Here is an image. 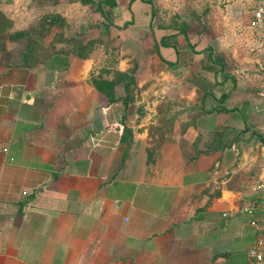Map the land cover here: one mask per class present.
<instances>
[{"label":"crops","instance_id":"0c3cea01","mask_svg":"<svg viewBox=\"0 0 264 264\" xmlns=\"http://www.w3.org/2000/svg\"><path fill=\"white\" fill-rule=\"evenodd\" d=\"M199 1L215 31L199 41L152 0H129L121 30L31 23L1 2L0 264H248L257 229L241 208L264 177L254 0ZM94 30L120 35L131 65L97 58Z\"/></svg>","mask_w":264,"mask_h":264},{"label":"rangeland","instance_id":"374dc122","mask_svg":"<svg viewBox=\"0 0 264 264\" xmlns=\"http://www.w3.org/2000/svg\"><path fill=\"white\" fill-rule=\"evenodd\" d=\"M11 2L7 3L6 0L1 1L2 3L7 4L8 6H10V11L11 13H17L18 16L19 14L22 15L23 12H28L31 14L32 16V22L31 23H36L37 18L40 16L39 14L44 13V15H49V14H53L56 13V15H60L59 13H65V15L68 17V21H69V28H75V27H79L82 29H85L86 27H90V28H94L95 30L104 28L103 24L107 23L108 20H101L99 19L100 17V11L96 8L97 6V0H78V1H71V0H58L60 1L59 5H53L54 0H40L39 3H36V0H9ZM129 0H119L118 5H116L115 7H113V14L111 19H109L110 21H113L114 23H123V19L122 17H118L119 15H122V11H126L128 10L127 8V2ZM147 1V0H146ZM154 2V5H158V8H156V6L154 5H149L146 4V7H148L149 9H153L154 8V13L159 14L160 16V20L163 23H165V25L168 23L170 25H176V23H187L188 27L191 28V33L194 35H197V37L195 39H198V41L200 40V32L203 30L201 28L202 25H206L208 28V35H210V37L214 36L215 31L213 28V23L211 18H209L208 16V11H209V6L207 5V9H204V3H202V1L199 0H175V3L171 4L168 6L167 4V0H152ZM170 2L172 0H169ZM1 2H0V7H1ZM214 6V5H213ZM38 7L40 8L38 11ZM107 11L109 12L110 9L107 6L106 7ZM178 9V11H177ZM20 12V13H18ZM111 12V11H110ZM99 13V14H98ZM34 15L36 17H34ZM39 15V16H38ZM181 15H186V17L188 19H182L179 20ZM102 16V15H101ZM17 17V15H16ZM21 17V16H20ZM106 19V18H105ZM122 19V20H121ZM100 20V21H98ZM21 22V18L19 19V23ZM45 22V21H44ZM164 25V27H165ZM160 26L161 23H160ZM243 26V28H242ZM240 27V32L244 33L246 30L245 25L243 24ZM199 28H201V31L199 30ZM239 28V27H238ZM111 29H117V30H121L115 27H111ZM94 30L95 35L90 36V42L91 45H95V52L94 54L96 55L97 58L101 59V57L103 56V52H105L107 54V58L105 59L108 64H111L112 67H115L117 65H119L120 60H123V64L125 65H131L130 63V58L129 57H125V55H128L127 52H122V49L120 48V44L118 43V41L120 42V40H118V38H120L119 36H116L115 34L111 33V35H109V37L106 39L104 37L97 36V31ZM248 32V30H247ZM115 33V32H114ZM130 34H125L127 37V42L126 44H129L130 46H135L134 44L135 42V38L136 35L131 34L133 32H129ZM135 33V32H134ZM253 33V31H252ZM124 37V36H122ZM195 37V36H194ZM254 37V35H253ZM104 39V45H101ZM205 40H207V37L203 36L201 37V43L206 44ZM252 41H249V43H251ZM133 43V44H132ZM163 43V41H162ZM98 44V45H97ZM250 45V44H249ZM136 47V46H135ZM256 43L254 42L252 44V49H254L253 51V55H254V64L257 61V57H256ZM123 55V57H122ZM141 60V59H140ZM118 63H117V62ZM117 63V65L115 64ZM101 64V63H100ZM143 65V60L141 62L140 67H142ZM254 69L257 73L261 74L262 76V72L259 69V65L255 64L254 65ZM141 70V68H140ZM248 258V257H247Z\"/></svg>","mask_w":264,"mask_h":264},{"label":"built area","instance_id":"2783aa9c","mask_svg":"<svg viewBox=\"0 0 264 264\" xmlns=\"http://www.w3.org/2000/svg\"><path fill=\"white\" fill-rule=\"evenodd\" d=\"M251 28L255 37L256 57L262 72L260 94L264 99V0H254L251 10ZM3 150H7L3 147ZM258 198L241 208L247 214L249 225L257 229L256 238L248 250V264H264V177L256 184Z\"/></svg>","mask_w":264,"mask_h":264},{"label":"trees","instance_id":"16d2710c","mask_svg":"<svg viewBox=\"0 0 264 264\" xmlns=\"http://www.w3.org/2000/svg\"><path fill=\"white\" fill-rule=\"evenodd\" d=\"M97 6L96 8L100 11V13L104 16V18H106V20H108V17L106 15V12L104 11V8H106L107 6L109 7V9L111 10L113 7H115L117 5V0H97ZM107 10V9H106ZM50 24H53V20L51 19V21H48ZM130 24H133V20L130 21H126L124 22L122 25H117L114 24L113 22L109 21L108 23H104L103 26L105 28H108L109 26H114L115 28L118 29H125L127 28ZM18 36H22L23 32H18ZM186 40L188 42H190V38L186 35ZM156 48H157V43H156ZM160 58L163 59V57L160 55ZM169 65H171V63L169 62ZM120 79L124 80L125 83L128 84V86L130 85V83H133L134 81V70H131L130 72H123L119 74ZM97 87L106 92L109 95V98L111 100H113V96H112V90L111 88L113 87V83L108 82V81H97L96 82ZM107 85L110 87V89L107 87ZM127 86V85H126ZM128 88V87H127Z\"/></svg>","mask_w":264,"mask_h":264}]
</instances>
